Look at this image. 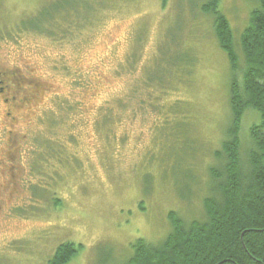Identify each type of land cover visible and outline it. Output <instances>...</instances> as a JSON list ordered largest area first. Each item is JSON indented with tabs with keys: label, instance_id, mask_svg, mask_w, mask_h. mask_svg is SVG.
Wrapping results in <instances>:
<instances>
[{
	"label": "rangeland",
	"instance_id": "obj_1",
	"mask_svg": "<svg viewBox=\"0 0 264 264\" xmlns=\"http://www.w3.org/2000/svg\"><path fill=\"white\" fill-rule=\"evenodd\" d=\"M65 1L78 28L58 37L25 28L42 6ZM206 3L0 0V72L30 82L10 116L0 100V264H47L68 241L82 248L66 264H130L137 239L164 240L170 212L204 220L231 123L229 86L242 82ZM258 6L218 0L240 68V34ZM163 57L176 69L148 83ZM258 120L242 115L243 146Z\"/></svg>",
	"mask_w": 264,
	"mask_h": 264
},
{
	"label": "trees",
	"instance_id": "obj_2",
	"mask_svg": "<svg viewBox=\"0 0 264 264\" xmlns=\"http://www.w3.org/2000/svg\"><path fill=\"white\" fill-rule=\"evenodd\" d=\"M162 2L165 4L166 0ZM257 2L258 8L251 12L239 38L241 68L237 65L228 21L217 10L218 0H207L202 7V12L213 16L219 47L232 67L240 69L242 77V82L233 79L229 86L231 123L221 150L216 152L220 167L210 171L213 185L203 199L205 218L185 223L170 212L171 230L164 240L152 244L137 239L131 245L130 264H264V0ZM73 8L66 1L44 5L28 17L25 28L48 36H62L70 26L78 28ZM166 45L159 47V60L160 50L166 51ZM185 60L179 54L176 61ZM161 62L167 68L162 66L148 74V83L160 82L163 75L170 76L171 66L176 69L174 58L167 62L163 57ZM247 110L257 111L259 120L250 125V142L243 146L240 122ZM81 248V244L70 241L60 243L47 264H66Z\"/></svg>",
	"mask_w": 264,
	"mask_h": 264
},
{
	"label": "flooded vegetation",
	"instance_id": "obj_3",
	"mask_svg": "<svg viewBox=\"0 0 264 264\" xmlns=\"http://www.w3.org/2000/svg\"><path fill=\"white\" fill-rule=\"evenodd\" d=\"M20 79L22 81V83L20 81H16L15 80V76L14 75H9V74H5V72H0V100L6 104L5 106V116H10V111H12V109L14 107H17L18 105L23 106L26 102V98L23 96V99H18L17 94L21 95V89L23 91L22 88V84H25L26 86H28L30 84V82L20 76ZM34 85H32L33 87ZM17 90V91H16ZM29 93H31L29 91ZM20 101V103L18 104L17 101ZM14 119V117H13ZM12 134V132L10 133Z\"/></svg>",
	"mask_w": 264,
	"mask_h": 264
}]
</instances>
